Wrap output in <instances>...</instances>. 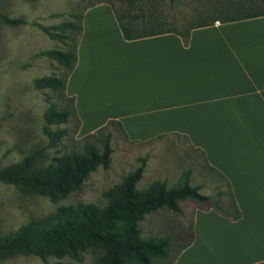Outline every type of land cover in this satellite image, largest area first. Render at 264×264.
<instances>
[{"label": "crops", "instance_id": "1", "mask_svg": "<svg viewBox=\"0 0 264 264\" xmlns=\"http://www.w3.org/2000/svg\"><path fill=\"white\" fill-rule=\"evenodd\" d=\"M65 95L77 136L110 120L130 142L185 136L230 185L240 218L196 203L193 237L172 264H264V16L127 41L111 6L82 13Z\"/></svg>", "mask_w": 264, "mask_h": 264}, {"label": "rangeland", "instance_id": "2", "mask_svg": "<svg viewBox=\"0 0 264 264\" xmlns=\"http://www.w3.org/2000/svg\"><path fill=\"white\" fill-rule=\"evenodd\" d=\"M99 2L112 5L123 13L126 21L127 15L141 20L155 19L151 24L137 22L138 28L153 26L156 31L181 33L188 27L217 18L242 17L264 10V0H179L174 3L169 0H136L133 5L118 0H0V13L24 22L16 27L0 22V170L18 165L30 154L42 151L32 168L37 171L48 167L54 157L81 149L83 137L75 132L74 117L68 124L51 126L53 130H66L67 136L56 148H48L43 132L46 126L44 115L51 106L57 110L69 109L70 102L57 92L36 89L33 82L44 77H61L64 68L41 53L67 50L76 41L75 33L66 40L51 39L41 27L67 22L79 25L83 11ZM110 131L113 149L110 167L97 168L85 179L79 192L69 194L57 204L51 203L46 196L25 192L0 179V241L13 238L32 221L54 216L60 206L82 203L104 207L103 192L121 183L124 176L139 167V160L144 157L146 164L142 179L136 185L138 190L147 188L153 181L164 183L168 189L176 187L189 170L190 185L199 186V193L209 198L208 202L201 204L202 207L217 205L225 209L229 204L225 182L206 166L203 154L191 148L185 136L170 135L151 142L135 143L128 141L117 126ZM196 203L186 199L178 203L180 213L162 208L138 222L142 238L169 239L167 258L153 259V264H166L191 240ZM100 255L99 251L89 250L83 254L80 263L68 257L61 261L95 264ZM56 262L54 257H47L44 263L37 256L21 252L0 260V264Z\"/></svg>", "mask_w": 264, "mask_h": 264}, {"label": "trees", "instance_id": "3", "mask_svg": "<svg viewBox=\"0 0 264 264\" xmlns=\"http://www.w3.org/2000/svg\"><path fill=\"white\" fill-rule=\"evenodd\" d=\"M135 1L118 0V2L128 5H133ZM178 1L169 0L170 3ZM100 3L103 2L97 4ZM110 6L122 36L127 41L171 32L169 30L156 31L153 26L138 28L137 22L145 25V23H153L155 19L141 20L138 17L127 15L128 21H126L123 13H119L112 5ZM261 16H264V10L242 17L217 18L211 22L188 27L184 33L177 31L175 33L182 38L183 44L187 46L189 33L193 28L209 26L216 20L233 22ZM81 20L82 15L79 25L67 22L49 28L41 27L42 31L51 39L66 40L70 34H76V41L67 50H49L41 53V55L57 62L64 68L65 73L61 77H44L35 79L33 82L36 89H49L57 92L70 102L69 109L57 110L51 106L44 115L46 126L43 132L48 140V148H56L67 136L66 130H53L51 126L68 124L74 117L75 132L79 127V119L74 109V99L65 95V87L77 62V44L82 32ZM0 22L11 27L24 23L20 19H13L2 13H0ZM114 126H117L124 134L121 124L110 120L95 133L83 137L80 150L54 157L48 167L33 171V165L38 157L42 156V151H36L25 157L20 164L0 170V179L25 192L46 196L51 203L57 204L66 199L69 194L79 192L85 179L97 168L108 169L110 167L113 153L110 145L112 136L110 130ZM170 135L180 136L165 134L151 141ZM184 138L187 140L186 137ZM139 161V167L124 176L121 183L103 192L102 196L106 201L104 207L82 203L75 206H60L54 216L32 221L13 238L0 241V260L21 252L28 256H37L44 263H46L47 257H54L57 259L55 264H72L62 262L61 259L68 257L80 263L83 254L89 250L101 253L95 264H153V259L167 258L169 239L166 237L142 238L138 222L143 220L144 216L162 208L180 213L178 206L180 201L191 199L199 204H204L209 201V198L199 193L201 189L199 186L190 185L191 172L189 170L183 174L180 184L176 187L168 189L164 183L153 181L147 188L138 190L136 185L142 179L146 157ZM210 170L215 172L213 169ZM216 174L225 182L230 202L225 209L217 205L214 206V209L222 216L236 221L241 214L233 199L230 185L221 175ZM52 220L55 221L54 224L51 223ZM192 237L193 233L191 240ZM191 240L166 264H172L181 251L189 246Z\"/></svg>", "mask_w": 264, "mask_h": 264}]
</instances>
